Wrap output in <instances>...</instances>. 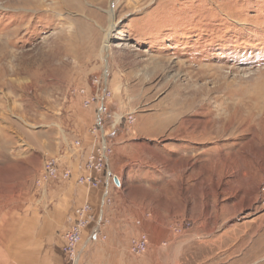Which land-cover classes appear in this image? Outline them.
Segmentation results:
<instances>
[{"label": "rangeland", "instance_id": "obj_1", "mask_svg": "<svg viewBox=\"0 0 264 264\" xmlns=\"http://www.w3.org/2000/svg\"><path fill=\"white\" fill-rule=\"evenodd\" d=\"M82 87L132 181L109 264H264V0H0V143L63 163Z\"/></svg>", "mask_w": 264, "mask_h": 264}, {"label": "crops", "instance_id": "obj_2", "mask_svg": "<svg viewBox=\"0 0 264 264\" xmlns=\"http://www.w3.org/2000/svg\"><path fill=\"white\" fill-rule=\"evenodd\" d=\"M75 128L70 130L68 147L71 140L79 139L86 149L71 143L62 157V166L72 172L68 180L56 179L37 185L44 160L38 149L23 151L12 142L0 143V264H71L62 250V234L75 221L77 206L88 202L94 211L101 207L109 217L114 206H131L125 198L114 200L118 189L132 182L115 165L119 157L116 146H113L109 168L118 175L121 186L110 184L111 203L101 206V185L92 187L76 182L78 176L86 173L83 163L93 136L85 127ZM88 227L79 244L77 264H109L106 258L118 254L112 249L114 241L110 236L105 242L100 237L86 240ZM57 230L62 231L60 236Z\"/></svg>", "mask_w": 264, "mask_h": 264}, {"label": "built area", "instance_id": "obj_3", "mask_svg": "<svg viewBox=\"0 0 264 264\" xmlns=\"http://www.w3.org/2000/svg\"><path fill=\"white\" fill-rule=\"evenodd\" d=\"M79 93L83 95L82 105L84 107L87 108L95 104V123L89 129L93 140L89 145L83 163L86 173L78 176L76 182L92 187L101 185L102 193L100 204L103 206L110 201V184L112 183L117 187L121 186L118 175L109 168L113 148L112 144L106 138V131L103 125L110 90L107 87H103L100 92L86 94L85 88L82 87L79 89ZM127 119L133 121L131 115ZM73 145L77 148L83 147L79 139L73 141ZM71 176V169L63 167L59 157L49 156L44 160L40 176L37 180L40 183H49L56 179L68 180ZM75 215V221L62 234V250L71 264H77L78 262L79 244L83 238L85 229L90 224L91 226L88 232L89 238H105V235L102 233V226L106 220L104 219L101 207L98 211H94L92 205L86 202L75 208ZM186 224L188 226L189 222ZM148 245V236L142 232L131 239L129 251L132 255H140L147 250Z\"/></svg>", "mask_w": 264, "mask_h": 264}, {"label": "bare ground", "instance_id": "obj_4", "mask_svg": "<svg viewBox=\"0 0 264 264\" xmlns=\"http://www.w3.org/2000/svg\"><path fill=\"white\" fill-rule=\"evenodd\" d=\"M110 17L112 18V14H110ZM110 31H111V29L109 28V29H107V31H105V39H107L108 38V36L110 35ZM107 46V44H104V46L103 47H106ZM261 247V246H260ZM257 254V253H256Z\"/></svg>", "mask_w": 264, "mask_h": 264}]
</instances>
